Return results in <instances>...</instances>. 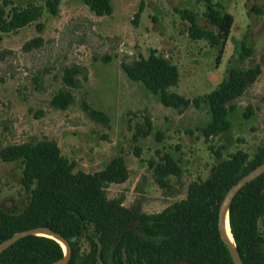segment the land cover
Segmentation results:
<instances>
[{"label":"rangeland","instance_id":"1","mask_svg":"<svg viewBox=\"0 0 264 264\" xmlns=\"http://www.w3.org/2000/svg\"><path fill=\"white\" fill-rule=\"evenodd\" d=\"M13 1L18 6L36 4L42 14L16 32L0 31V49L7 51L0 60V149L54 139L75 162V171L86 172L101 170L121 155L130 176L109 184V197H123L125 205L154 213L185 198L188 185L206 179L220 160L239 150L253 156L264 146V0H214L234 16L231 32L219 46L191 38L189 21L178 12H198V24L217 32L204 16L202 0H112L113 12L104 16L83 0H59L56 13L47 0ZM38 36L42 44L26 50L25 42ZM243 43L253 48L245 57ZM153 49L178 65L180 81L173 90L190 98L210 92L232 68L260 64L262 72L237 100L230 128L207 140L200 127L211 119L208 105L183 112L166 106L122 68L123 60L147 57ZM74 66L80 70L75 100L67 109L56 108L51 100L66 86V69ZM85 104L105 112L108 122L91 117ZM145 116L152 119V133L135 140ZM166 153L182 172L161 186L155 165ZM23 167L21 160L0 156V207L7 212L22 211L28 204L31 191L22 184Z\"/></svg>","mask_w":264,"mask_h":264},{"label":"trees","instance_id":"2","mask_svg":"<svg viewBox=\"0 0 264 264\" xmlns=\"http://www.w3.org/2000/svg\"><path fill=\"white\" fill-rule=\"evenodd\" d=\"M205 18L218 31L201 27L199 13L189 8H178L181 17L189 21V35L206 39L211 45L226 42L234 22L232 13L221 8L220 1L202 0ZM97 15L113 12L112 0H83ZM59 0H47L53 13ZM42 14L40 6L29 3L18 6L13 0L0 2V31L16 32L35 21ZM138 17V16H137ZM42 29V24L37 23ZM42 44L40 36L25 42L31 50ZM253 48L242 44L241 56ZM223 48L218 50V59ZM7 51L0 49V60ZM122 68L128 77L142 82L161 102L180 112L191 106L208 105L211 119L200 127L207 140L231 126L230 115L237 100L257 81L262 72L260 64L248 68H232L210 92L187 97L173 90L180 81L177 64L159 55L150 54L123 60ZM80 70L69 67L65 72L66 86L53 96L51 104L67 109L75 100L74 89L80 86ZM87 113L104 122L109 118L103 111L85 104ZM251 111V110H250ZM153 122L145 116L144 124L137 127L135 140L152 133ZM5 161L21 160L24 164L22 184L31 191L25 209L7 212L0 207V242L14 233L40 225L60 232L71 244L72 256L68 264H167L187 259L195 264H235L218 227L219 209L228 190L246 173L264 161V146L253 156L239 150L212 166L206 179L188 185L186 197L163 210L146 213L136 205L127 206L123 197H109L107 187L123 183L130 170L123 156L114 157L103 169L95 172L75 171V162L62 154L58 142L44 138L36 142L11 143L0 149ZM155 165L156 178L161 186L167 185L171 175L180 176L182 169L170 154L161 156ZM264 173L247 183L236 194L230 210V228L245 264H264ZM130 221L133 228L115 236ZM83 244L87 248H83ZM65 255L61 242L46 235H28L20 238L0 253V264H51Z\"/></svg>","mask_w":264,"mask_h":264},{"label":"water","instance_id":"3","mask_svg":"<svg viewBox=\"0 0 264 264\" xmlns=\"http://www.w3.org/2000/svg\"><path fill=\"white\" fill-rule=\"evenodd\" d=\"M263 173H264V161L260 163L259 165H257L252 170H250L248 173L243 175L228 190V192L226 193L221 203L220 209H219L218 227H219L220 235L222 239L225 241V243L227 244L228 249L231 253V256L235 264H245V263L241 257V254L239 252V249L237 248V245L234 239H231L227 233V221L230 224V218H229L230 206L236 194L242 189V187ZM135 224H136L135 221H130L129 223L123 225L116 233L115 242H118L120 234L122 233L123 230L127 228H133ZM33 234L46 235V236L52 237L58 240L59 242H61L65 249V255L62 258L52 262L51 264H68L72 256L71 244L60 232L53 230L51 227L47 225L35 226L32 228L24 229V230L14 233L9 238L0 242V253L3 252L6 248L11 246L14 242L19 240L20 238L24 236H28V235H33ZM167 264H195V263L187 259H180V260L169 262Z\"/></svg>","mask_w":264,"mask_h":264},{"label":"bare ground","instance_id":"4","mask_svg":"<svg viewBox=\"0 0 264 264\" xmlns=\"http://www.w3.org/2000/svg\"><path fill=\"white\" fill-rule=\"evenodd\" d=\"M227 233H228V235H229V237H230L231 239H234V238H233V234H232V232H231L230 224H229L228 221H227Z\"/></svg>","mask_w":264,"mask_h":264}]
</instances>
